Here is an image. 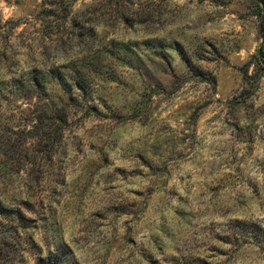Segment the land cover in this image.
I'll use <instances>...</instances> for the list:
<instances>
[{
  "label": "rangeland",
  "instance_id": "obj_1",
  "mask_svg": "<svg viewBox=\"0 0 264 264\" xmlns=\"http://www.w3.org/2000/svg\"><path fill=\"white\" fill-rule=\"evenodd\" d=\"M44 1L0 0V264H264L255 2Z\"/></svg>",
  "mask_w": 264,
  "mask_h": 264
},
{
  "label": "trees",
  "instance_id": "obj_2",
  "mask_svg": "<svg viewBox=\"0 0 264 264\" xmlns=\"http://www.w3.org/2000/svg\"><path fill=\"white\" fill-rule=\"evenodd\" d=\"M74 0H52V1H44L42 5V10L38 12L37 16L39 17L38 20L41 23V27L43 28H50L52 20L60 17H64L67 19L69 16H75V18H78L79 14H74L71 12V3ZM100 1H107L111 2L114 5L118 6V9L121 11H124V5L125 3H128L129 0H100ZM231 1V0H227ZM255 2L257 6V17L260 19V25H259V34L262 39V45L259 51L256 55L252 57V59L255 61L253 63L254 65H260L264 63V8H263V2L264 0H252ZM123 3L120 5L119 3ZM149 2H152V0H149ZM150 8V7H149ZM148 8V9H149ZM147 9V10H148ZM146 10V9H145ZM140 11L139 13H133L129 15H124V13H127L128 10L125 9L126 12H121L119 15V22L121 24H124L126 26H131V24H134V22L140 23V24H149L154 20V15L150 11ZM62 15V16H61ZM133 15V16H132ZM77 19L73 20V23L71 26H74V28H78L83 31V34L86 33L87 30H85L84 25H78ZM95 25H92L90 27V30L93 29ZM53 33H51L52 36ZM59 39L56 36L55 41L57 42ZM81 68V69H80ZM80 68H73L71 69L72 72L69 75H66L64 73H60V71H49L47 74L51 76V80L57 84L60 89L65 93L67 101H73V91L83 92V79L85 77V74L88 73L89 69L86 66H81ZM244 75L247 77V72L244 73ZM65 125H68V115H66V119L64 120Z\"/></svg>",
  "mask_w": 264,
  "mask_h": 264
}]
</instances>
